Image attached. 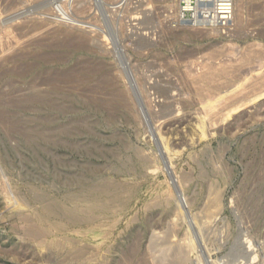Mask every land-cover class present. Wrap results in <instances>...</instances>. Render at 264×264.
<instances>
[{
	"label": "rangeland",
	"instance_id": "1",
	"mask_svg": "<svg viewBox=\"0 0 264 264\" xmlns=\"http://www.w3.org/2000/svg\"><path fill=\"white\" fill-rule=\"evenodd\" d=\"M240 1L222 30L0 0V264H264V0Z\"/></svg>",
	"mask_w": 264,
	"mask_h": 264
},
{
	"label": "built area",
	"instance_id": "2",
	"mask_svg": "<svg viewBox=\"0 0 264 264\" xmlns=\"http://www.w3.org/2000/svg\"><path fill=\"white\" fill-rule=\"evenodd\" d=\"M178 19L199 28H230L233 0H177Z\"/></svg>",
	"mask_w": 264,
	"mask_h": 264
},
{
	"label": "bare ground",
	"instance_id": "3",
	"mask_svg": "<svg viewBox=\"0 0 264 264\" xmlns=\"http://www.w3.org/2000/svg\"><path fill=\"white\" fill-rule=\"evenodd\" d=\"M82 1H83V0H82ZM108 1H109V0H108ZM238 1H240V0H233V3H234V10H233L232 23H234V22H236V21L239 22L238 18L240 17L239 15H241V14L238 12V11H240V10H238V5H239V3H240L241 1H240V2H238ZM30 2H31V1H30ZM75 2H76V0H75ZM75 2H74V3H75ZM237 2H238V5H237ZM81 3H82V2H81ZM85 3H86V2H85ZM87 3H88V2H87ZM87 3H86V4H87ZM65 4H66V3H65ZM71 4H72V3H71ZM83 4H84V3H83ZM61 5H63V4H61ZM175 5H176V6H175V8H174V11H172V12H173V17H174L178 22H180L181 24H185V25H186L185 27H190L189 24H187V23H183V22L179 21V19H178V9H177V0H175ZM76 6H77V5H76ZM31 7H32V6H31ZM59 7H61V6H59ZM66 7H67V5H66ZM83 7H85V6H83ZM83 7H82V8H83ZM61 8H63V6H62ZM61 8H60V9H61ZM64 8H65V7H64ZM74 8H75V7H74ZM239 8H240V7H239ZM17 9H18V8H17ZM60 9H58V10H60ZM71 9H73V8H71ZM87 9H88V8H87ZM58 10H57V12H58ZM73 10H74V9H73ZM73 10H72V11H73ZM79 10H80V9H79ZM89 10H90V8H89ZM9 11H10V10H9ZM14 11H15V10H14ZM43 11H44V10H43ZM64 11H65V9H64ZM77 11H78V10H77ZM51 12H52V11H51ZM62 12H63V11H62ZM12 13H13V12H12ZM21 13H22V12H21ZM47 13H49V12H47ZM59 13H60V12H59ZM63 13H65V12H63ZM238 13H239V14H238ZM53 15H55V14H53ZM60 15H62V14H60ZM67 15H68V14L66 13L65 16H67ZM94 15H95V14H94ZM32 16H33V15H32ZM65 16H63L64 19H65ZM89 16H90V15H89ZM5 17H7V16H5ZM50 17H51V15H50ZM55 17H56V16H55ZM58 17L60 18V16H58ZM82 17H83V16H82ZM29 18H30V17H29ZM32 18H33V17H32ZM37 18H38V17H37ZM52 18H53V17H52ZM66 18H67V17H66ZM79 18H80V17H79ZM86 18H87V17H86ZM7 19H8V18H7ZM61 19H62V18H61ZM61 19H59V21H60ZM0 20H1V19H0ZM12 20H13V19H12ZM20 20H21V19H20ZM20 20H19V21H20ZM56 20H57V18H56ZM65 20H67V19H65ZM87 20L89 21L90 19H87ZM87 20H86V21H87ZM97 20H98V19H97ZM173 20H174V19H173ZM21 21H22V20H21ZM21 21H20V22H21ZM52 21H53V20H52ZM61 21H62V20H61ZM63 21H64V20H63ZM72 21H73V20H72ZM91 21H92V20H91ZM174 21H175V20H174ZM54 22H55V21H54ZM56 22H57V21H56ZM56 22H55V23H56ZM92 22H93V21H92ZM9 23H10V22H9ZM9 23H8V24H9ZM36 23H37V22H36ZM59 23H60V22H59ZM61 23H62V22H61ZM149 23H150V22H149ZM232 23H231V24H232ZM5 24H6V23H5ZM33 24H34V23H33ZM181 24H180V25H181ZM37 25H38V24H37ZM96 25H97V24H96ZM177 25H178V24H177ZM188 25H189V26H188ZM233 25H234V24H233ZM2 26H3V24H2ZM2 26H1V27H2ZM6 26H7V25H6ZM9 26H10V24H9ZM13 26H14V25H13ZM192 26H193V25H192ZM85 27H86V26H85ZM96 27H97V26H96ZM3 28H4V29H3ZM3 28H2V29H3V31H4L6 28H5V27H3ZM16 29H17V28H16ZM31 29L33 30V28H31ZM43 29H44V28H43ZM45 29H46V28H45ZM214 29H216V28H214ZM51 31H52V30H51ZM1 32H2V30H1ZM37 32H38V31H37ZM6 34H8V33H6ZM53 34H54V33H53ZM87 35H88V34H87ZM76 36H77V35H76ZM79 37H80V36H79ZM81 37H82V36H81ZM84 37L86 38L87 36H84ZM93 37H94V36H93ZM96 37H97V36H96ZM140 37H141V36H140ZM73 38H74V37H73ZM38 39H39V38H38ZM78 39H79V38H78ZM80 39H82V38H80ZM82 40H83V39H82ZM82 40H81V41H82ZM85 40H87V39H85ZM141 40H142V39H141ZM66 41H68V40H66ZM70 41H71V40H70ZM70 41H69V42H70ZM62 42H63V41H62ZM74 42H75V41H74ZM100 42H101V41H100ZM55 43H56V42H55ZM60 43H61V42H60ZM139 43H140V42H139ZM81 44H82V43H81ZM136 44H137V43H136ZM9 45H11V44H9ZM42 45H43V44H42ZM50 45H51V44H50ZM78 45H79V44H78ZM100 45H101V44H100ZM100 45H99V48H100ZM107 45H108V44H107ZM48 46H49V45H48ZM61 46H62V45H61ZM82 46H83V45H82ZM140 46H141V44H140ZM108 49H109V48H108ZM101 50H102V49H101ZM104 51H105V50H104ZM105 53H106V52H105ZM44 54H45V53H44ZM207 54H208V53H207ZM198 55H199V54H198ZM203 55H204V54H203ZM208 55H209V54H208ZM21 56H22V55H21ZM46 56H47V55H46ZM204 56H205V55H204ZM37 57H38V56H37ZM212 57H213V56H212ZM214 58H215V57H214ZM208 59H209V58H208ZM212 60H213V59H211V61H212ZM212 62H213V61H212ZM202 64H204V63H202ZM23 65H24V64H23ZM208 66H209V65H208ZM203 67H204V65H203ZM206 67H207V66H206ZM128 69H129V68H128ZM128 69H127V70H128ZM89 71H90V70H89ZM119 71H120V70H119ZM132 72H133V71H132ZM231 74H232V73H231ZM120 75H121V74H120ZM133 75H134V74H133ZM234 75H235V74H234ZM230 76H231V75H230ZM50 77H51V76H50ZM128 78H129V77H128ZM133 78H134V77H133ZM135 78H136V77H135ZM139 78H140V77H139ZM116 79H117V78H116ZM230 79H232V78H230ZM263 79H264V78H263ZM136 80H137V79H136ZM200 80H202V79H200ZM250 80H251V79H250ZM250 80H249V81H250ZM255 80H256V79H255ZM260 80H261V79H260ZM102 81H103V80H102ZM253 81H254V80H253ZM100 82H101V81H100ZM103 82H104V81H103ZM115 82H116V84H117V82H120V81L117 80V81H115ZM141 82H142V81H141ZM32 83H33V82H32ZM129 83H130V82H129ZM215 84H216V83H215ZM217 84H218V83H217ZM217 84H216V85H217ZM220 84H221V83H220ZM246 84H247V83H246ZM112 85H113V84H112ZM138 85H139V84H138ZM201 85H203V84H201ZM218 85H219V84H218ZM244 85H245V84H244ZM244 85H243V86H244ZM197 86H198V85H197ZM251 86H252V85H251ZM113 87H114V86H113ZM130 87H131V86H130ZM132 87H133V86H132ZM143 87H144V86H143ZM153 87H154V86H153ZM200 87H202V86H200ZM216 87H217V86H216ZM221 87H222V85H221ZM226 87H227V86H226ZM244 87H246V86H244ZM242 88H243V87H242ZM256 88H257V86H256ZM132 89H133V88H132ZM194 89H195V87H194ZM197 89H198V88H197ZM199 90H201V89H198V91H199ZM207 90H208V88H207ZM246 90H247V88H246ZM257 90H259V88H258ZM143 91H144V90H143ZM196 91H197V90H196ZM205 91H206V90H205ZM252 91L255 92L256 90H252ZM118 92H119V93H118ZM118 92H117V93H118L120 96H121V94H123V93H120L119 90H118ZM121 92H122V90H121ZM144 92H145V91H144ZM194 92H195V90H194ZM250 92H251V91H250ZM254 92H253V93H254ZM170 93H171V92H170ZM211 93H212V92H211ZM118 94H116V95H118ZM150 94H151V93H150ZM208 94H210V92H209ZM119 95H118V96H119ZM133 95H134V94H133ZM135 95H136V94H135ZM161 95H162V94H161ZM206 95H207V94H206ZM211 95H212V94H211ZM216 95H217V94H216ZM128 96H129V95H128ZM145 96H146V95H145ZM207 96H208V95H207ZM212 97H213V96H212ZM138 98H139V97H138ZM162 98H163V97H162ZM208 98H211V97L208 96ZM213 98H214V97H213ZM34 100H35V99H34ZM130 100H131V99H130ZM132 101H133V100H132ZM137 101H138V100H137ZM137 101H136V102H137ZM138 102H139V101H138ZM132 104H133V103H132ZM144 104H145V103H144ZM146 104H147V103H146ZM163 104H164V103H163ZM142 109H143V108H142ZM161 109H162V108H161ZM207 110H209V109H207ZM135 111H136V110H135ZM205 111H206V110H205ZM212 111H213V110H212ZM213 113H214V111H213ZM209 114L213 116L212 113H209ZM132 115H133V114H132ZM214 115H215V114H214ZM137 118H138V117H137ZM212 118H213V117H212ZM212 118H211V119H212ZM214 118H215V117H214ZM214 118H213V120H214ZM216 118H217V117H216ZM211 119H210V120H211ZM154 123H155V122H154ZM157 127H158V126H157ZM155 128H156V127H155ZM157 131H158V130H157ZM166 148H167V147H166ZM167 169H168V168H167ZM83 178H84V177H83ZM84 179H85V178H84ZM91 189H92V188H91ZM101 189H102V188H101ZM214 191H215V190H214ZM97 193H98V194H96L97 196L94 197V198H96V199H98V200L101 199V200H103V201H104V200H109V201L115 200V198H113V197L110 198V196L112 195V193H114V194L116 193V196H117V197L121 196L120 193H119L118 191H112V190H109V189H107V188H105V187H104V189L99 190V192H97ZM216 193H217V192H216ZM116 196H115V197H116ZM219 198H220V197H218V194H215V195L213 196V198H212V204H213L214 206L217 205ZM170 201H171V200H170ZM177 201H178V200H177ZM208 201H209V200H208ZM177 203H178V202H177ZM92 204H93V203H92ZM171 204H172V202H171ZM93 205H94V204H93ZM168 205H169V202H168ZM178 205H179V204H178ZM178 205H177V206H178ZM90 207H92V206H90ZM178 207H179V206H178ZM94 208H95V206H94ZM207 208H208V207H207ZM210 208H211V207H210ZM210 208H209V209H210ZM212 208H213V206H212ZM45 209H46V208H45L44 204L41 203V205H40L41 214H42V210L44 211ZM180 209H181L180 207L177 208V212H176V213L179 214V215L182 214V211H181ZM209 209H208V210H209ZM215 210H217V206H216ZM45 213H46V215H43L44 217L48 216V214L51 213V212H50V211H46ZM202 213H203V212H202ZM210 213H211V212H210ZM212 213H215V212H212ZM216 213H217V212H216ZM177 214H176V215H177ZM206 214H207V212H206ZM208 214H209V213H208ZM208 214H207V215H208ZM215 215H216V214H215ZM174 216H175V215H174ZM203 218H204V217H203ZM206 218H207V217H206ZM209 218H210V217H209ZM209 218H208V219H209ZM204 219H205V218H204ZM208 219H207V221H209ZM32 224H33V223H32ZM29 227H31V226H29ZM38 230H39V229H37V228H36V229H31L30 232H31L32 235H35V234L38 232ZM167 232H168V230H167ZM153 233H154V232H153ZM154 236H157V235H154ZM158 237H159V236H158ZM165 237H166V236H165ZM171 237H172V236H171ZM161 239H162V238H161ZM187 240H188V239H187ZM150 241H151V240H150ZM189 241H190V240H189ZM189 241H188V242H189ZM157 243H158V242H157ZM184 243H185V242H184ZM186 244H187V243H186ZM189 244H190V243H188V245H189ZM174 245H175V244H174ZM181 245H182V244H181ZM156 247H157V246H156ZM169 247H170V246H169ZM179 247H180V246H179ZM179 247H177L178 250L176 249V252L173 253V254H175L173 258L176 257L177 260H180V261H181L182 259H184V256H185V255H184V250L182 249V247H180V248H179ZM184 247H185V246H184ZM170 248H171V247H170ZM129 249H130V248H129ZM151 249H152V248H151ZM160 249L163 250L164 248H163V249L160 248ZM152 250H153V249H152ZM152 250H151V252H152ZM80 251H81V250H80ZM153 251H154V250H153ZM155 251L157 252V250H155ZM167 251H168V250H167ZM191 251H192V250H191ZM78 252H79V251H77V253H78ZM79 254H81V253H79ZM168 254H169V253H168ZM185 254H186V253H185ZM165 255H166V254H165ZM163 259H164V256H163ZM165 259H166V257H165ZM174 260H175V259H174ZM183 262H184V261H183ZM185 262H186V259H185ZM187 262H188V261H187ZM160 263H161V262H160ZM178 263H179V262H178ZM181 263H182V262H181ZM181 263H180V264H181ZM185 264H186V263H185Z\"/></svg>",
	"mask_w": 264,
	"mask_h": 264
}]
</instances>
